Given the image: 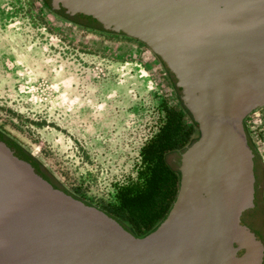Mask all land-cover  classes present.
<instances>
[{
  "label": "water",
  "instance_id": "1",
  "mask_svg": "<svg viewBox=\"0 0 264 264\" xmlns=\"http://www.w3.org/2000/svg\"><path fill=\"white\" fill-rule=\"evenodd\" d=\"M52 1L142 42L197 137L175 154L169 210L136 236L0 133V264H264L259 163L244 129L264 107V0Z\"/></svg>",
  "mask_w": 264,
  "mask_h": 264
},
{
  "label": "rangeland",
  "instance_id": "2",
  "mask_svg": "<svg viewBox=\"0 0 264 264\" xmlns=\"http://www.w3.org/2000/svg\"><path fill=\"white\" fill-rule=\"evenodd\" d=\"M42 2L0 0V133L61 188L110 213L120 189L142 184L139 152L180 98L142 42L79 26L78 16ZM244 129L259 163L264 221V107ZM175 154L165 158L174 170Z\"/></svg>",
  "mask_w": 264,
  "mask_h": 264
},
{
  "label": "trees",
  "instance_id": "3",
  "mask_svg": "<svg viewBox=\"0 0 264 264\" xmlns=\"http://www.w3.org/2000/svg\"><path fill=\"white\" fill-rule=\"evenodd\" d=\"M40 2L43 3L42 0ZM177 107L178 112L166 110L157 133L139 152L144 164L142 184L138 188L120 189L118 205L108 213L136 236L151 231L165 216L175 197L178 173L167 164L166 156L182 151L197 137L196 125L181 102ZM182 115L188 119L189 125L182 121ZM250 217L252 215L247 216Z\"/></svg>",
  "mask_w": 264,
  "mask_h": 264
},
{
  "label": "flooded vegetation",
  "instance_id": "4",
  "mask_svg": "<svg viewBox=\"0 0 264 264\" xmlns=\"http://www.w3.org/2000/svg\"><path fill=\"white\" fill-rule=\"evenodd\" d=\"M47 1L48 0H44V2L45 3H47ZM75 24H78L79 26H83V27H85V28H89V29H93V30H98L93 24H91V23H83L81 20H78V21H73ZM159 75H160V78L161 79H168L169 77L168 76H170L169 74H168V72L165 70V68H164V72H160L159 73ZM247 137H248V139H249V136L247 135ZM250 143H251V141H249ZM251 145H252V143H251ZM258 180H259V175H258ZM249 215H252V217H250V218H248V219H251V218H254V215L253 214H249ZM249 215H247V216H249Z\"/></svg>",
  "mask_w": 264,
  "mask_h": 264
}]
</instances>
